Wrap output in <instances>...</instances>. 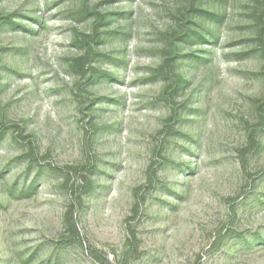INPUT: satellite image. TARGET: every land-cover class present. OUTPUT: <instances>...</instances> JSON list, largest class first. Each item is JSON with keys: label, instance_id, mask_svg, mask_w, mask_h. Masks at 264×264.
I'll return each mask as SVG.
<instances>
[{"label": "rangeland", "instance_id": "rangeland-1", "mask_svg": "<svg viewBox=\"0 0 264 264\" xmlns=\"http://www.w3.org/2000/svg\"><path fill=\"white\" fill-rule=\"evenodd\" d=\"M0 264H264V0H0Z\"/></svg>", "mask_w": 264, "mask_h": 264}, {"label": "trees", "instance_id": "trees-1", "mask_svg": "<svg viewBox=\"0 0 264 264\" xmlns=\"http://www.w3.org/2000/svg\"><path fill=\"white\" fill-rule=\"evenodd\" d=\"M65 224L67 225V230L69 231L70 235H77V229L73 223L71 211L66 214Z\"/></svg>", "mask_w": 264, "mask_h": 264}]
</instances>
